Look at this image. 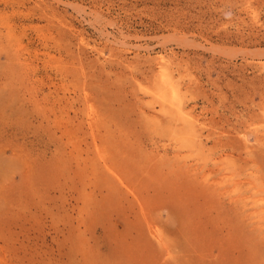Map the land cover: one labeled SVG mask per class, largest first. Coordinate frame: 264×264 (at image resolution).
I'll return each instance as SVG.
<instances>
[{
  "label": "rangeland",
  "instance_id": "rangeland-1",
  "mask_svg": "<svg viewBox=\"0 0 264 264\" xmlns=\"http://www.w3.org/2000/svg\"><path fill=\"white\" fill-rule=\"evenodd\" d=\"M0 264H264V0H0Z\"/></svg>",
  "mask_w": 264,
  "mask_h": 264
},
{
  "label": "bare ground",
  "instance_id": "bare-ground-1",
  "mask_svg": "<svg viewBox=\"0 0 264 264\" xmlns=\"http://www.w3.org/2000/svg\"><path fill=\"white\" fill-rule=\"evenodd\" d=\"M165 75V74H164ZM172 98V97H171ZM174 100V99H173ZM93 112V111H92Z\"/></svg>",
  "mask_w": 264,
  "mask_h": 264
}]
</instances>
